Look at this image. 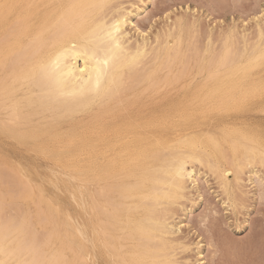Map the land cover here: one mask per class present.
Masks as SVG:
<instances>
[{
  "label": "bare ground",
  "instance_id": "bare-ground-1",
  "mask_svg": "<svg viewBox=\"0 0 264 264\" xmlns=\"http://www.w3.org/2000/svg\"><path fill=\"white\" fill-rule=\"evenodd\" d=\"M139 1L144 2V0ZM13 2H18L19 6L14 13L12 12L11 18L0 14V101L6 121L14 125L18 124L33 111L54 112L59 116L73 113L91 115L99 113L96 119L83 123L79 131L69 130L67 135L58 137V143L65 149L60 152L61 154H78L81 158L82 222L78 224L77 231L84 244L85 263L179 264L176 260L178 253L176 251L185 248L175 237L180 230L178 224L180 221L173 224V221L175 222L173 218L183 201L187 199L188 185L194 186L196 183L195 177L200 170L197 165L200 167L203 164V169L207 165V168L216 171L217 180L219 179L221 187L223 186L226 192H231L234 185L235 189L244 188L243 183L241 184L243 181L241 160L233 167L230 165L232 168L230 166L224 168L225 164L219 165L213 159L199 136L169 138L167 134L152 125L146 111L134 110L127 105L115 108L117 104L128 99L133 87L150 79V83L153 82L154 86L158 85L164 76L160 77L161 80L153 79V76L157 72L159 74L161 69L171 67L170 61L169 65L166 64L169 58H173L172 61L176 58H184L180 22L177 21L173 25L179 28H173L177 33L176 41L167 44L168 36L163 42L156 38L160 41L159 44L165 43L157 47L156 40L153 43L155 46H152L143 37L140 42L133 43L126 28L130 26L135 29L136 24L133 23L132 17L140 19L143 15L140 17L139 11L133 15L129 11H121L119 4L112 6V0H14ZM0 3L11 4V0H0ZM260 24L256 25L258 38L254 45L258 62L257 96L262 105L264 104V25ZM191 26L193 27V24ZM151 46L157 48L154 50L150 48ZM231 50L232 47L228 50L230 52L227 54L228 59L232 56ZM151 51L152 56L150 55L149 59L152 57V60L150 59L152 62L148 61L151 64L149 68V65L144 63L147 62L145 57L148 58ZM205 53L206 55L201 57L209 58L208 49ZM77 61L80 62L79 65ZM105 61L107 63H104ZM183 64H186V68L189 65L185 62ZM199 67L201 69L203 65ZM209 67L207 65V69ZM166 69L168 70L165 68L164 71ZM209 77L218 79L219 74L217 71L216 73L210 71ZM207 98L209 101V95ZM33 105L34 110L31 108ZM27 109L28 111L24 112ZM113 109L116 111L114 112ZM160 123L161 119L158 117L156 126ZM76 138L80 139L77 145L74 144ZM208 138L212 140L210 135ZM251 153L255 156H244V161L250 164L251 161L258 160L264 166V150L259 147ZM4 172L5 169L3 172L0 170L1 174ZM6 172L5 177L14 183L9 182V185L7 183V186L12 188L9 187L7 191L14 190L13 195L17 196V191H21L22 185L19 184L18 177H11L12 173ZM232 172L234 185L230 182ZM255 172L251 170L249 173L256 177L257 172ZM4 181L1 183L3 184ZM255 182L257 184L258 181ZM261 184L259 182L257 186L260 188ZM27 185L31 187L30 183ZM229 192L228 194L233 193V191ZM2 204L0 198V206ZM1 213L3 212H0L2 220L6 219L8 215ZM15 213L13 217L10 213L11 219L15 216L19 217ZM14 220L18 221L19 218ZM6 222L0 220V264H6L7 260L15 258L22 251L29 255L26 264H67L65 256L57 249L51 250L46 256L39 252L36 248L37 243L32 237L22 236L6 244L12 232L9 229L11 226L5 225ZM18 223L10 225L19 226ZM16 225L12 228L17 227ZM27 229L32 232L31 236H34L36 228L30 226ZM20 231H24V227L19 226L18 232ZM40 233H37V237ZM36 239L39 241L41 238ZM229 252L231 255L232 250ZM10 255L12 257H9ZM43 259L46 262H43Z\"/></svg>",
  "mask_w": 264,
  "mask_h": 264
},
{
  "label": "rangeland",
  "instance_id": "rangeland-1",
  "mask_svg": "<svg viewBox=\"0 0 264 264\" xmlns=\"http://www.w3.org/2000/svg\"><path fill=\"white\" fill-rule=\"evenodd\" d=\"M12 1L14 0H11V4L17 6L12 9L14 13L19 3ZM112 3V6L119 4L121 11H129L131 15L137 11L141 13L140 17L143 15L141 20L139 17H132L137 30L130 26L126 28L133 43L140 42L143 37L152 46H155L153 43L157 41L158 47L165 44L159 42H163L167 36V44L174 43L177 27L173 25L177 21L180 22L181 42L184 44L182 56H189L186 60L176 58L172 61L173 58H165L168 59L166 64L170 61L168 65L171 67L167 66L165 68L168 70L164 71L163 68L161 73L157 72L153 76V79L161 80L162 76L164 79L156 86L153 82L150 83V79L133 87L128 99L117 104L115 108L127 105L134 110L146 111L152 125L169 138L199 136L213 159L219 165L225 164L224 168L235 166L239 160L243 164L241 171L244 176L240 175L244 188H234L232 172L230 182L234 185V190L232 188L233 193L228 191L231 194L221 187L216 171L213 172L207 165H204V169L203 164L200 166L202 168L197 165L200 170L195 177L196 183L194 186L188 185L187 199L181 207L178 206L176 213L174 212L173 224L180 221V230L175 237L185 248L176 251L177 262L264 264V166L258 160L251 161L250 164L244 161V156H255L251 153L255 149L260 147L264 150V104L260 105L257 96L258 62L255 46L258 38L256 25H264V0H144L143 3L139 0H112ZM152 46L150 48L154 50L157 48ZM229 47L233 49L231 55L234 58L229 55L228 59ZM207 49L209 58H202ZM150 53L148 58L145 57L147 62L144 63L142 59L149 68L152 51ZM184 62L189 64L187 68ZM77 64L80 62L77 61ZM183 65L185 67H182ZM201 65L202 70L199 69ZM207 65L211 67L207 69ZM210 71H217L219 78L209 77ZM31 108L34 110V105ZM27 111L28 109L24 112ZM98 114L73 113L59 116L54 112L33 111L14 125L6 121L0 101V167L3 168L0 170L3 172L5 169L4 174L0 173V198L1 202L5 203L0 206V212H3L1 215L9 216V219L6 216L4 220H7L5 225L11 226L9 229L12 231L6 244L22 236L32 237L37 243L36 248L45 256L51 250L57 249L65 256L67 264H86L83 258L84 244L77 231L78 224L82 222L81 158L78 154H61L65 149L58 143V137L67 135L69 130L79 131L83 123L96 119ZM158 117L161 123L156 126ZM209 135L212 140L208 138ZM78 140L80 139L76 138L74 144L77 145ZM251 170H256V177L250 175ZM6 171L12 173L11 177H18L17 180L22 185L21 191H17V196L13 195L14 190L7 191L9 187L12 188L7 186L11 181L5 177ZM3 180L8 182L4 181L2 184ZM255 181H258L257 184L261 182L262 186L259 188ZM28 183L31 187H28ZM10 213L12 217L13 213L19 215L15 216L16 219L19 218V223L15 218H12V222L18 223L21 228L24 227L21 233L18 232L19 226L15 224L17 227L12 228L15 225H10L14 224L11 222ZM2 219L0 220L4 221ZM30 226L36 228L34 236H31L32 232L27 229ZM38 231L41 232L39 237ZM36 238L41 239L38 241ZM26 253L22 251L15 258L7 260L6 264H26L25 261L29 259Z\"/></svg>",
  "mask_w": 264,
  "mask_h": 264
},
{
  "label": "snow or ice",
  "instance_id": "snow-or-ice-1",
  "mask_svg": "<svg viewBox=\"0 0 264 264\" xmlns=\"http://www.w3.org/2000/svg\"><path fill=\"white\" fill-rule=\"evenodd\" d=\"M17 7L14 4H8V3H0V14H3L6 18H11L12 16V9ZM104 63H107L105 61Z\"/></svg>",
  "mask_w": 264,
  "mask_h": 264
}]
</instances>
